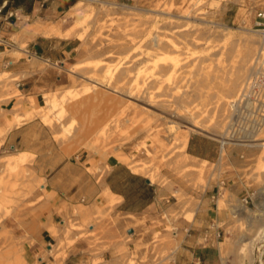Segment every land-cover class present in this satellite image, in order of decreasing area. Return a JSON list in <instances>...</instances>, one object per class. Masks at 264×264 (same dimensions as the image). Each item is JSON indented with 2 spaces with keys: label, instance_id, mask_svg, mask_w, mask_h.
<instances>
[{
  "label": "rangeland",
  "instance_id": "rangeland-1",
  "mask_svg": "<svg viewBox=\"0 0 264 264\" xmlns=\"http://www.w3.org/2000/svg\"><path fill=\"white\" fill-rule=\"evenodd\" d=\"M77 2L79 8L72 7L68 13L65 24L73 26L66 36L79 35L83 43L80 57L66 67L67 83L45 92L33 109L10 115L9 122L20 124L37 116L66 155L80 149L101 155L114 153L134 172L148 178L157 173L154 183L163 188L166 201V208L152 221V238L143 255L123 244L116 261L105 260L101 251L109 245H104L96 247L91 260L81 264L171 262L177 221L185 217L193 220L196 213L207 212V195L212 206L227 216L218 237L223 263L264 264V240L259 238L264 225V148L231 141L224 144L222 156L220 136L236 109L251 107L249 111L264 115V109L258 111L264 106V89L255 91L250 80L258 64L264 69V37L254 25L264 0ZM168 39L177 45L173 47ZM135 87L156 100L155 106L149 107L163 113L159 120L151 118V110L138 106L136 112L123 101V93ZM114 88L121 93L112 91ZM13 93L20 95L17 87ZM240 103L243 106L239 108ZM171 118L182 122L179 130L188 129L185 125H191V120L207 124L208 131L192 130L189 139L194 134L218 140L219 157L203 162L188 159L180 165L185 154L173 148L176 130L166 121ZM149 122L160 124L153 133ZM257 130L254 124L235 135L253 139ZM1 155L0 264H39L28 256L27 239L15 236L4 225L5 218L14 219L28 206L23 200L40 187L41 181H33L27 168L34 155L13 149ZM202 163L207 165L200 167ZM106 193L111 195L108 190ZM106 193L113 204L117 198ZM106 219L113 221L110 212L99 209L95 218L82 223L71 220L67 240L60 242L61 250L54 249L47 264H65L62 250L65 243L73 242L72 229L79 230L80 237H95L94 243H99L100 230L91 231L88 225ZM10 224L12 227L13 222ZM128 237L126 233L119 239L125 242Z\"/></svg>",
  "mask_w": 264,
  "mask_h": 264
},
{
  "label": "crops",
  "instance_id": "crops-1",
  "mask_svg": "<svg viewBox=\"0 0 264 264\" xmlns=\"http://www.w3.org/2000/svg\"><path fill=\"white\" fill-rule=\"evenodd\" d=\"M75 2L0 0V156L9 149L33 154L27 168L33 181H41L23 200L28 206L14 219L5 218L4 225L15 236L27 239L28 256L39 264L52 260L54 249H62L60 242L67 240L71 220L82 223L95 218L99 209L110 212L113 221L89 222V230H100L99 243H94L95 237H80L81 232L72 229L73 242L63 245L65 264L86 263L96 247L104 245H109L101 251L105 260L116 261L123 244L143 255L152 238V221L166 208L163 188L134 172L116 154L80 149L66 155L37 116L20 124L9 122L10 115L33 109L45 92L67 83L66 67L80 57L83 43L79 35L66 36L73 25L65 23ZM14 87L20 95L13 93ZM220 147L218 140L194 134L187 144L190 154L209 161L219 157ZM104 193L117 199L112 204ZM205 199L207 212L196 213L193 220L185 217L177 221L174 258L162 264H224L218 237L227 216L212 206L210 196ZM126 233L129 237L124 242L119 237Z\"/></svg>",
  "mask_w": 264,
  "mask_h": 264
},
{
  "label": "bare ground",
  "instance_id": "bare-ground-1",
  "mask_svg": "<svg viewBox=\"0 0 264 264\" xmlns=\"http://www.w3.org/2000/svg\"><path fill=\"white\" fill-rule=\"evenodd\" d=\"M78 4H79V2L74 4L73 7H78L79 6ZM116 4L118 5V3H115V5ZM121 6L126 7V6H129V5L123 4ZM256 30H258L259 32L263 33V35L261 34V36L264 37V30L259 29V28H256ZM168 43H170V45H172L173 47L177 45V43L173 39H171V40L168 39ZM74 67H75V64H74ZM74 67L72 66L71 68H74ZM261 68H262V66H260L258 64L257 65L258 71L256 72V74H253L251 79H250L251 81H253L252 82V86H253L255 91H258L260 87H261V89H264V69L262 68L263 69L262 70ZM142 89H141V87L140 88L139 87H137V88L135 87V88L130 89L129 91L123 93L125 95L123 101L128 102L127 106L130 109H133L136 112H138L137 111L138 106H143V108H145V110H151V112H149L151 118H153L155 121L159 120L163 116V113L159 112L158 110H154V108L152 109L151 107H149V105L150 106H155L154 105L155 104L154 101H156V100H154L152 98V95H149V94L146 95V96L143 95ZM112 91H114V92L117 91V92L121 93V91H119V90H117L115 88L112 89ZM147 92H149V91H147ZM251 98L253 99V98H255V96L252 95ZM136 100L137 101L138 100L142 101L143 104L138 103ZM240 106H243V104L240 103L239 104V108H240ZM253 106H255V105H253ZM250 108L251 107L247 108L246 111H245L244 107L242 109H236L234 111V114H235L234 117L232 119H230V121L227 124V129L223 130V132H221L220 136H221V146H222V150H221L222 154L221 155L222 156L225 155V153H226L225 152L226 149L224 148L225 147L224 144L226 142H231V141L237 142L239 144L249 145L251 147L253 146V147H257V148L259 147V148H262V149L264 148V115L261 112H256L255 113V110L249 111ZM263 109H264V106L260 107V109L258 111L263 110ZM245 118L248 119V120L246 121ZM236 120H238V123H237ZM166 121L169 122V123L171 122L172 123V125H171L172 128L174 127L175 130H176L175 133H174V138L176 139L177 143H174L173 148H180L182 150V152L185 154L184 157L182 159H180L178 163L180 165H182L184 163H188V159L189 160H195V161H201V162L205 161L206 159H203V158L201 159V158H199L197 156H194V155L190 154L186 150V147H187L189 136H190V133H191L192 130L208 131L210 129V127H208L207 124L205 125V124H203V122H200L198 120H191L192 121L191 125H189V124L185 125V126L188 127V129H180L179 130L178 128H182V126H183L182 122L176 121V120H174L172 118L169 119V120H166ZM249 122H251V125H249ZM156 123L149 122V128L152 131V133L154 131H156V128H158V126L160 125V124L158 125ZM254 124L258 126V130L254 134L255 138H253V139H251V138L242 139V138L239 137V135H235V134L243 133V131H248L249 128H251ZM234 125H237V126H234ZM238 131H240V132H238ZM238 140H241L242 142L241 141L238 142ZM203 165L205 166L207 164L206 163H202V166H200V167H203ZM146 168H147V166H145L141 170H144ZM156 175H157V173H155V174L150 173L148 175L149 179L151 180V182H156V180H157V176ZM197 210H198V207L193 210V214H192L191 218L193 217L194 212H196ZM259 231H262L261 235H259L260 236L259 238L261 240H264V225H263V229H260ZM174 233L175 232L173 231V234Z\"/></svg>",
  "mask_w": 264,
  "mask_h": 264
},
{
  "label": "built area",
  "instance_id": "built-area-1",
  "mask_svg": "<svg viewBox=\"0 0 264 264\" xmlns=\"http://www.w3.org/2000/svg\"><path fill=\"white\" fill-rule=\"evenodd\" d=\"M127 1H130V0H127ZM131 1H133V0H131ZM254 25L257 28L264 30V9L257 10V12H256V20L254 22ZM247 120L248 119H246V121ZM236 121L238 122V120H236ZM249 125H251V122H249ZM234 126H236V125H234Z\"/></svg>",
  "mask_w": 264,
  "mask_h": 264
}]
</instances>
